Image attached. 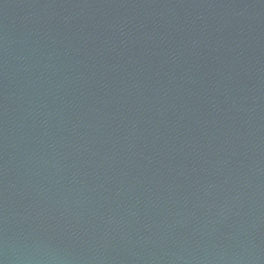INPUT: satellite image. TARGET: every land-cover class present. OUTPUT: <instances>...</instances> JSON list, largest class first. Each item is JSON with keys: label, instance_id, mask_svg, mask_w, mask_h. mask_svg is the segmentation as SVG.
I'll return each mask as SVG.
<instances>
[{"label": "water", "instance_id": "95a60500", "mask_svg": "<svg viewBox=\"0 0 264 264\" xmlns=\"http://www.w3.org/2000/svg\"><path fill=\"white\" fill-rule=\"evenodd\" d=\"M0 264H264V0H0Z\"/></svg>", "mask_w": 264, "mask_h": 264}]
</instances>
